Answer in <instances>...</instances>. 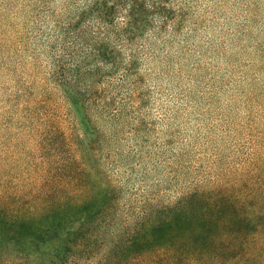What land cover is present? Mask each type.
<instances>
[{
	"label": "trees",
	"instance_id": "1",
	"mask_svg": "<svg viewBox=\"0 0 264 264\" xmlns=\"http://www.w3.org/2000/svg\"><path fill=\"white\" fill-rule=\"evenodd\" d=\"M80 1L58 30L75 50L54 73L69 131L47 96L51 130L25 157L1 154L12 160L0 161V264H264V141L237 176L134 213L95 163L101 124L134 118L143 66L177 39L193 0Z\"/></svg>",
	"mask_w": 264,
	"mask_h": 264
},
{
	"label": "rangeland",
	"instance_id": "2",
	"mask_svg": "<svg viewBox=\"0 0 264 264\" xmlns=\"http://www.w3.org/2000/svg\"><path fill=\"white\" fill-rule=\"evenodd\" d=\"M70 3L0 0L1 162L12 160L1 155L7 150L25 157L51 130L50 105L69 131L54 73L75 50L62 51L70 38L58 31ZM143 73L145 102L119 127L101 124L92 148L118 184L120 212L171 203L247 170L248 146L264 141V0L191 1L177 39Z\"/></svg>",
	"mask_w": 264,
	"mask_h": 264
}]
</instances>
